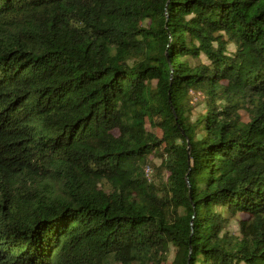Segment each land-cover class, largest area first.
Masks as SVG:
<instances>
[{
    "label": "trees",
    "instance_id": "trees-1",
    "mask_svg": "<svg viewBox=\"0 0 264 264\" xmlns=\"http://www.w3.org/2000/svg\"><path fill=\"white\" fill-rule=\"evenodd\" d=\"M0 264H264V0H0Z\"/></svg>",
    "mask_w": 264,
    "mask_h": 264
},
{
    "label": "rangeland",
    "instance_id": "rangeland-1",
    "mask_svg": "<svg viewBox=\"0 0 264 264\" xmlns=\"http://www.w3.org/2000/svg\"><path fill=\"white\" fill-rule=\"evenodd\" d=\"M229 51L232 52L234 50L233 46L230 45L229 46ZM202 62H205V59L203 56H201L200 59ZM193 109H192V119L194 120L196 118V116L198 114H202L203 110H204V103L202 101L201 98L196 97L195 100L193 101ZM153 162L155 165L159 164V160L158 159H153ZM215 211H221V214L223 217L226 218V222H225V229L224 232L230 234L233 237H237L239 236V228H238V219L240 217H244V215L241 214H233L230 215L229 213H227L225 210H221L219 208L214 209ZM169 260H172V255L170 256Z\"/></svg>",
    "mask_w": 264,
    "mask_h": 264
},
{
    "label": "built area",
    "instance_id": "built-area-1",
    "mask_svg": "<svg viewBox=\"0 0 264 264\" xmlns=\"http://www.w3.org/2000/svg\"><path fill=\"white\" fill-rule=\"evenodd\" d=\"M147 173H150V171H149V170H147Z\"/></svg>",
    "mask_w": 264,
    "mask_h": 264
}]
</instances>
